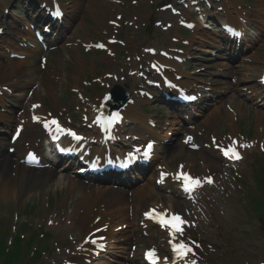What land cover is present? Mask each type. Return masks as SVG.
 I'll return each mask as SVG.
<instances>
[{
  "label": "bare ground",
  "instance_id": "obj_1",
  "mask_svg": "<svg viewBox=\"0 0 264 264\" xmlns=\"http://www.w3.org/2000/svg\"><path fill=\"white\" fill-rule=\"evenodd\" d=\"M17 68L16 65L13 64V61L11 62H7V63H3L0 66V71L1 72H6L7 70H12L15 71ZM49 84H52L51 81H48ZM50 90L51 88L48 87ZM243 106V105H242ZM242 106L240 105L239 107H237V109L239 110L242 109ZM137 114V112H135ZM135 114V115H136ZM139 121H140V125L141 128L145 131V132H150L153 131L154 133H156L155 130H153L150 127V121L149 119H147V117H141V119L139 117H136ZM0 120H6V117L4 114L0 113ZM144 132V133H145ZM143 136L145 137V135L143 134ZM8 162H11V158L7 159ZM8 166H6L3 169H0V196L3 200L6 199H13L16 200L17 199V193L19 195L23 194V192H26L28 186L31 183H34L36 181H41L42 184H45L46 187H49V179L51 178L49 175H44L42 178H29L27 177L25 172H18V170L20 168L17 169V175L16 176H12L8 173ZM30 180V181H28ZM77 186H79V184H77ZM31 187V186H29ZM83 185L81 184L79 186V188H82ZM110 187H107V191H110ZM77 192L79 191V189L76 190ZM117 201H120L122 203V205L125 203V197L123 193H112L111 194ZM65 198H70V199H75L76 197H73L69 194L65 195ZM81 198V197H80ZM83 202L79 203L81 205L82 208L87 209V205L91 203H95L97 201V197H93V198H86L83 195ZM88 213V212H87ZM74 214H78L76 211L74 212ZM88 216V215H87Z\"/></svg>",
  "mask_w": 264,
  "mask_h": 264
},
{
  "label": "snow or ice",
  "instance_id": "obj_2",
  "mask_svg": "<svg viewBox=\"0 0 264 264\" xmlns=\"http://www.w3.org/2000/svg\"><path fill=\"white\" fill-rule=\"evenodd\" d=\"M234 35H240L239 33H233ZM98 47H104V45H98ZM107 98V97H106ZM188 99H195L194 97H188ZM33 107H38V105H34ZM34 119H40L39 117H33ZM119 114L118 113H115L113 115V119H119ZM52 124H56L58 127V122L56 120H52L51 121ZM73 136L76 137V139H82L81 137L79 136H76L75 133H71ZM17 135H19V130L17 131ZM188 140H191V137H188ZM195 146V145H193ZM152 149V144L149 143L147 145V150L144 152V155L147 156L149 155L150 151ZM224 155L225 156H229L230 158H234V159H239L240 158V155L238 153V151L235 149V147H229L228 149H226L224 151ZM162 175H164L162 173ZM177 179H183V187L185 188L186 191H193L196 187H199L201 186V179L200 178H194L192 177L191 175L189 174H186V173H183V172H180L177 174ZM207 179V182L211 183V178H206ZM146 216H149V217H152V216H159L160 217V223L164 226H171L172 229H174V231L176 232H179V231H182V225L184 223H186V221L183 220V218L177 214H172L171 215V218L169 219L166 212H159L157 213V211L155 209L151 210L150 212L148 213H145ZM101 240H103V237H100ZM86 243L88 242L87 240L85 241ZM92 243H97V241L95 239H93L91 241ZM101 247H103V245H100ZM173 250L178 254V256L180 257H183V256H186L188 254V252L191 251V248L184 244V243H180V244H176V245H173ZM147 257L149 259H152L155 257V251L154 250H150L148 253H147Z\"/></svg>",
  "mask_w": 264,
  "mask_h": 264
},
{
  "label": "rangeland",
  "instance_id": "obj_3",
  "mask_svg": "<svg viewBox=\"0 0 264 264\" xmlns=\"http://www.w3.org/2000/svg\"><path fill=\"white\" fill-rule=\"evenodd\" d=\"M254 18H255L256 20H258L259 23H261V24L264 25V11H263V10L261 11V13H259V16H255V15H254ZM143 35H145V32H143ZM201 48H202V51H201L200 54H199V57H200L201 59H202L203 57H206V56H207V55H206L207 52H209V51H213V50H212L211 48H209V47L202 46ZM262 49H263V51H262V52H263V55L260 57V60H258V61L256 62L257 71L260 69L261 66L264 65V44H263V46H262ZM213 52H214V51H213ZM76 59H78V55L76 56ZM218 60L223 61L224 59H218ZM207 62H208V63H212V62H214V61L208 60ZM111 64H112V62H111ZM216 64L221 65V62H218V63H216ZM223 65H225V64H223ZM226 66H228V65H226ZM229 66H230V65H229ZM257 71H256V72H257ZM216 72H220L219 69H218ZM226 74H227V73H226ZM82 75H83V74H80L81 77H82ZM205 75H208L210 79L213 78V79H214V82H215L216 84H218V83L221 82V80H220L219 78H217L216 75H212V71H206V72H205ZM209 78H208V79H209ZM227 82H228V81H227ZM220 89H222V88H220ZM218 90H219V89H218ZM218 117H219V120H220V125H222L223 122L226 120V117H225V116H221V115H218ZM239 122H241V119H240ZM228 123H229V122H228ZM233 126H235L236 128H238V124H237L236 122H233ZM250 127H255V125H254L252 122H245L244 125L242 126V128H243V129H246V130L249 129ZM185 159H189V157L186 156ZM257 178H260V175H259V174H257V176L255 177V179H257ZM43 192H44V191H43ZM243 194H244V193L241 192V194H240V197H241L240 200H243V201H244V200H246L247 195H243ZM238 195H239V194H238ZM253 195L256 197V201L260 203V200H263V199H264V186L260 184V187L257 188L255 191H253ZM237 199H238V198H237ZM241 208L243 209L242 211H245V212H246V210L244 209V204H241ZM242 211H240V212L237 214V217H236V218L228 217V218H230V219H228V221H226V224H227V226H228L229 229H232V230H239V229H240V225L242 224L243 221L248 222V221L246 220L247 217H244L245 214H243ZM258 211H260V209H259ZM3 212H4V214H6L4 210H3ZM248 215L250 216L249 211H248V214H246V216H248ZM239 217H244V218L241 219V220H242L241 222L237 221ZM229 220H231V221L229 222ZM2 221H3V226H4V227H5V226H10V224H11V223H10V224H4V223H9V222H11V218H7V219L2 218ZM241 227H242V232H245V231H247L248 229L253 230L250 226H247V225H241Z\"/></svg>",
  "mask_w": 264,
  "mask_h": 264
}]
</instances>
